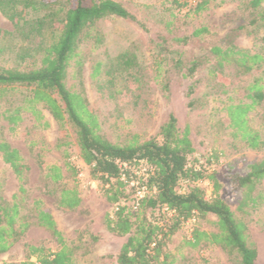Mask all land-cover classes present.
<instances>
[{
  "label": "rangeland",
  "instance_id": "obj_1",
  "mask_svg": "<svg viewBox=\"0 0 264 264\" xmlns=\"http://www.w3.org/2000/svg\"><path fill=\"white\" fill-rule=\"evenodd\" d=\"M116 1L134 18L107 16L88 26L77 47L79 54L69 61L65 76L67 88L83 95L95 112L104 137L113 143L158 138L160 125L172 115L180 129L189 130L194 152L188 164L206 172L215 171L220 183L226 184V174L243 173L248 164L259 161L263 152L247 148L233 135L225 107L243 98L245 87L253 78L260 77L264 85V62L252 72L239 75L232 67L216 75L208 72L212 62L208 54L210 45L223 42L222 37L231 26L246 24L250 16L246 0L222 3L214 0L199 13L192 11L198 0H177L183 6H177L174 0ZM7 14L10 16L0 10V69L39 67L44 48L61 26L60 17L46 19L37 28L33 23L42 14L23 10L20 5L12 9L9 5ZM200 26L213 28L215 36L187 46L170 43L161 48L156 46L160 35L169 38ZM228 39L236 48L259 52L264 57V25L231 31ZM189 57L201 61L200 70L191 82L194 85L191 108L183 98L190 81L184 82L172 70L175 59ZM156 59L161 61L160 71L154 65ZM162 84L167 85L166 90ZM4 95L0 103V136L19 151L28 167L21 214L30 226L6 252L0 253V264L25 260L28 245L41 247L45 253L59 249L57 237L35 221L31 211L35 200L52 213L63 241L73 249V264H115V255L125 237H112L107 230L105 219L112 206L102 194V184L90 177V167L80 158L71 125L66 122L61 129L41 103H36L35 108L40 111L41 122H48V127L43 128L30 110L22 107L16 112L20 119L12 125L6 117L24 106L30 87L17 85ZM247 118L264 135V97ZM50 165L63 169L65 178L60 184H51L44 178ZM66 165L73 170L66 171ZM193 184L201 188L205 198L213 196V185L207 179L181 180L177 190L186 191ZM62 185L75 187L79 194L80 204L72 211L57 206ZM17 188L12 170L0 156V199L10 201ZM253 194L262 198L257 206L246 208L245 220L257 251L254 264H264V181L257 184ZM219 195L228 200L237 216L241 215L236 209L238 196H232L225 185ZM160 213L167 219L172 217V213ZM214 221L215 217L208 215L204 220L193 217L181 224L170 242L174 264H238L235 254L230 255L204 239L196 247L184 245L193 228L216 231ZM91 236L99 239L93 241ZM32 260L36 259L32 257Z\"/></svg>",
  "mask_w": 264,
  "mask_h": 264
},
{
  "label": "trees",
  "instance_id": "obj_2",
  "mask_svg": "<svg viewBox=\"0 0 264 264\" xmlns=\"http://www.w3.org/2000/svg\"><path fill=\"white\" fill-rule=\"evenodd\" d=\"M177 6H183L174 0ZM214 0H198L192 7L194 13L207 9ZM225 0H219L222 3ZM29 10L38 14L33 24L40 28L46 19L60 17L61 26L51 36L44 48L40 66L28 70L0 69V103L14 86L30 87V95L24 98V106L12 111L6 119L12 125L19 118L18 110H30L39 124L46 128L48 122H41L40 111L35 108L41 103L63 129L68 122L74 134V141L82 161L90 167V177L102 184V194L111 204L112 209L106 216V227L112 237H125L124 243L115 255V264H174L175 255L170 248L171 237L180 229L181 224L190 218L204 220L208 215L215 217L216 231L205 232L193 228L191 237L184 245L196 247L204 239L222 250L238 258V264H254L257 251L249 238L246 208H253L260 203L261 196L253 194L257 184L264 181V135L252 127L247 115L264 97V85L260 77L253 78L245 87V94L237 103L225 107L228 126L233 135L252 150L262 151V158L246 166L243 173H228L224 177L226 184L220 183L215 171L206 172L188 164L194 152L187 127L180 129L176 118L172 115L163 122L158 130V138L143 141L129 140L125 143H113L101 132L95 112L86 98L66 86V67L69 61L77 56L78 44L82 33L97 20L107 16L120 18L134 17L116 0H0V10L6 15L7 7ZM249 18L246 24L231 26L229 32L222 37L223 42L213 43L209 47L212 62L208 72L211 75L221 73L227 67L235 69L236 74L250 73L264 62L259 52L236 48L231 44L229 33L242 30L247 26L264 25V0H246ZM15 13V12H13ZM216 32L213 28L200 26L191 32L181 35L172 34L169 38L159 36L156 46L164 44L187 46L195 42H206ZM160 58L162 56H159ZM161 60V59H160ZM157 71L161 69V61L156 59ZM201 67L198 57L174 60L172 70L184 81L183 98L188 108L192 106L191 95L194 85L191 83ZM167 89L166 84H162ZM1 115V114H0ZM0 156L2 162L13 172L18 182L17 191L10 201L0 199V253L6 252L17 242L30 226L21 210L24 208L27 189L26 174L28 167L19 151L0 136ZM117 162H126L131 166H148L152 173L145 180H140L154 191L133 206L132 188L120 179L121 170ZM66 171L73 167L66 165ZM44 178L51 184H60L65 178L63 169L58 165L46 168ZM207 179L213 185V196L205 198L199 186L193 184L186 191L177 190L181 180L195 182ZM227 187L232 196L240 201L237 211L231 210L228 200L219 195L222 186ZM57 206L72 211L80 204L75 187L62 185L58 190ZM39 200L31 204L36 223L49 230L58 239L59 249L54 253H45L41 247L28 245V257L19 262L4 261L1 264H73V249L62 239L60 230L52 213L41 206ZM165 206L172 212V217L165 218L160 211ZM93 241L99 237L91 236ZM32 257L36 261L32 260Z\"/></svg>",
  "mask_w": 264,
  "mask_h": 264
},
{
  "label": "built area",
  "instance_id": "obj_3",
  "mask_svg": "<svg viewBox=\"0 0 264 264\" xmlns=\"http://www.w3.org/2000/svg\"><path fill=\"white\" fill-rule=\"evenodd\" d=\"M117 165L121 170L120 179L132 188L133 206L135 207L140 200L154 191V188H149L145 183H141L140 181L147 179L152 173L151 168L145 165L134 167L126 162H117ZM162 211L172 213L165 206L162 207ZM36 263L41 264L39 262Z\"/></svg>",
  "mask_w": 264,
  "mask_h": 264
}]
</instances>
